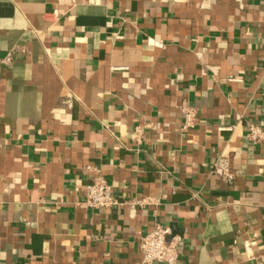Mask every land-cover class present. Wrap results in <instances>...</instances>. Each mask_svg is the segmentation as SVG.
Wrapping results in <instances>:
<instances>
[{
	"label": "crops",
	"instance_id": "0c3cea01",
	"mask_svg": "<svg viewBox=\"0 0 264 264\" xmlns=\"http://www.w3.org/2000/svg\"><path fill=\"white\" fill-rule=\"evenodd\" d=\"M249 123L264 0H0V264H143L154 224L175 264H264Z\"/></svg>",
	"mask_w": 264,
	"mask_h": 264
},
{
	"label": "built area",
	"instance_id": "2783aa9c",
	"mask_svg": "<svg viewBox=\"0 0 264 264\" xmlns=\"http://www.w3.org/2000/svg\"><path fill=\"white\" fill-rule=\"evenodd\" d=\"M193 114L192 110L186 112V117ZM189 118V117H188ZM246 137L251 141L264 139V132L254 123L247 126ZM85 198L82 204L93 209H107L117 203L105 179L96 175L91 182L85 185ZM179 237L170 235V230L162 224H154L152 229L141 235L138 239V249L143 264L162 262L175 264L178 255Z\"/></svg>",
	"mask_w": 264,
	"mask_h": 264
}]
</instances>
